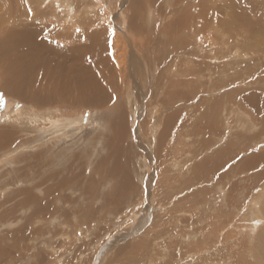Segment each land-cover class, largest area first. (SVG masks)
Here are the masks:
<instances>
[{
  "label": "rangeland",
  "instance_id": "1",
  "mask_svg": "<svg viewBox=\"0 0 264 264\" xmlns=\"http://www.w3.org/2000/svg\"><path fill=\"white\" fill-rule=\"evenodd\" d=\"M18 1L0 0V26L6 19L3 27L14 26L13 9L21 22L47 11L58 30H103L108 48L98 53L120 61L124 72L101 109L61 103L28 110L0 94V126L11 135L0 150V264H176L179 256L181 264H264V0H143L140 36L120 16L127 18L132 0H102L98 14L93 0H70L71 20L64 0ZM179 18L186 25L174 33L183 35V48L165 32ZM111 36L118 37L112 46ZM120 112L122 145L132 151L119 161L137 190L115 206L105 201L117 187L106 143L109 120ZM71 119L74 125L45 130ZM252 157L250 170L244 162ZM61 171L57 180L70 177L68 189L47 199L54 209L40 217L19 220L29 209L2 204L23 189L40 195L39 186L48 189ZM89 179L97 180L93 189ZM248 203L262 211L255 231L243 221ZM62 206L68 219L51 222Z\"/></svg>",
  "mask_w": 264,
  "mask_h": 264
},
{
  "label": "bare ground",
  "instance_id": "2",
  "mask_svg": "<svg viewBox=\"0 0 264 264\" xmlns=\"http://www.w3.org/2000/svg\"><path fill=\"white\" fill-rule=\"evenodd\" d=\"M27 1H29V0H27ZM68 1H70V0H64L62 2V4L60 3L61 6H63V7L67 3L68 8H66V11L64 10L65 8H63V10L66 12L64 15L65 20H67L68 18L70 20L72 19V14H71L72 9H71V6H69ZM43 2L45 3V0H43ZM144 2L145 1H143V0H132L131 5H130L131 11L129 10L130 12H128L130 14L125 13L127 18L125 17L124 14L120 15L121 18L123 19L122 20L123 25H125V23H128V29L133 33V35H135V34L141 35L143 30H144V29L141 30V26H140V24H141V19H140L141 14L140 13H142V10H144V8H145L144 4H143ZM14 3L16 5V7H18V5L21 4V2L18 0H14ZM99 4L103 6L104 2L102 0H93L92 4H89V8H94L93 11L96 9L97 14H98V12L102 13L103 11H101V12L99 11L102 9L101 7L97 9V6ZM13 7H14V5H13ZM14 9H16V8H14ZM12 11L14 12V13L12 12L14 14L12 17L15 18L14 26L3 27V24L5 22H7V19L4 20L0 26V94L3 95V97H5L7 99L15 98V99L21 101L24 105H26L25 106L26 109H27V106H29L28 110L29 109L32 110V108H37L39 110H43V108H48V107H51L53 105H58L61 103H69V104H73V106L75 105V106L86 107V108L94 107V108H99V109L103 108L107 104L111 105V103H110L111 97H112L111 95L115 94L117 89L120 87L118 85V77L124 71L122 72L121 66H118V62H120V61L115 63L116 59H114V62H113V61L105 59L104 56H102L100 53H98V51L102 47L108 48V47H106V40H105L107 37L106 34H108L107 32H105L103 30L101 31L100 29L98 30L97 28L93 29L92 27L90 29V27H88V26L86 28H83L82 31L79 29V31L74 30V32H70L69 29L66 28L67 25L65 26L66 29L64 28L63 30L62 29L58 30L59 24L57 23L58 24V26H57L55 21H53V20L51 21L49 18V17H51V15H55V14L53 12H50L51 13L50 14L47 11L40 12V14L37 12V13H35V17H33L34 19L32 17H30L27 20L22 19L23 21L21 22L20 20H18L15 17L16 11L13 9H12ZM72 12H74V11H72ZM138 12H140V13H138ZM12 13H10L9 16ZM128 18H129V20H128ZM8 20H10V17H8ZM86 20L79 18L76 21L79 25H81V24H85ZM89 20H87V21H89ZM91 20H92V18H91ZM95 22L97 23V21H95ZM95 22H93V23H95ZM88 23L92 24L91 21H89ZM119 24H117V25H119ZM180 24L186 25V21L183 18H181V19L179 18L178 21H176L175 23L172 24L175 26H169L168 28H165V32L166 31L169 32V34L171 35L170 37L172 38V36H173L175 38L173 41L179 43V45L183 48V44H184V41L182 39L183 35L182 34L178 35V34L174 33V31H176V28ZM63 26L64 25L62 24V28H63ZM96 27H97V25H96ZM121 27H122V25H121ZM173 28L175 30H173ZM51 32L55 33V35L50 34ZM113 36H115V35H113ZM113 36H111V38ZM165 36H163V37H165ZM56 37H58V39H60L57 42H55V39H54ZM115 37H113V39H110V41H109V43H111V46L113 44H116V42H118V37L117 38H115ZM79 38H82V39H79ZM140 40H142V39H140ZM62 44H65V45H62ZM82 44H85V45H82ZM111 50H112V53H114L116 49L112 48ZM182 50L183 49H181L180 51H182ZM183 52H184V50H183ZM111 57L114 58L113 56H111ZM146 59H148V58H146ZM154 66H155L154 68H157L156 64ZM145 68H146V70L148 69L146 64L144 65V69ZM126 76H127L128 82H130L131 80H129L130 78H129V75H127V72H126ZM121 77H122V75H121ZM130 84H131V82H130ZM108 88H109V90H108ZM122 88H123V86H122ZM141 91H143V89ZM119 93H120V89H119ZM161 100H162V98H161ZM177 108H179V107H177ZM109 113L110 112L108 110H105L103 119H107ZM172 116H173V114H172ZM171 119H172V117H171ZM100 120H101V118H100ZM75 123H76V121H74L72 119L69 122H64V121L58 122V121L52 120L49 123L51 125H47L45 130H47V131L51 130V131L56 132L62 126H64L66 128L67 126L74 125ZM109 123H110L109 129L111 131V135L108 136V134H107L108 138L109 137L110 138H109V141H107L108 143H106V144H107V146H109L108 150L111 149V152H109V154L107 155V161H109V160L113 161L114 165H112L110 167L111 170L109 169L108 173L111 175V178H113L114 181L117 182V187L113 188L112 193L107 194V196L105 197V201H107L110 204H115V206H116L118 202H123L126 197L131 196V194L133 193L134 190L136 192L137 186H134V184H132L131 175L129 174L130 175L129 176L128 175L129 172L127 173L124 171L123 164H121L119 161L120 155H124L123 150H128V152L132 151V149H130L131 146L130 147L129 146L123 147L124 144L122 145V143L124 141V136L127 132L125 115H123V113L120 112L117 114V116H115L114 118H111L109 120ZM101 126H102V124H101ZM5 128H7V127L2 126V125L0 126V150L9 145L8 141L6 142V140H9L11 137L8 130ZM112 147L114 149H112ZM94 151H96V150H94ZM256 160H258L256 157H252L251 159L249 158L247 161L244 162L246 164V165L245 164L244 165L248 168L249 167L252 168L254 166V164L256 163ZM175 166H176V164H175ZM104 170L105 169L100 170V171H102L101 175H104ZM62 173H63V171L58 173L57 177L53 176V178H55V180L52 184H50L48 186V189H46V190L42 191L41 186L38 185L39 186L38 189L40 190V192H39L40 195H37L35 193L34 188L32 191H27V190L23 189L20 192L16 191L17 193H15V195L12 196V197L17 196L16 201H14V200L12 201V199H13L12 197H7L2 204L5 205L7 203L12 202L11 206L14 207L16 210L19 209L20 207H21V209L23 207L29 209L28 211H25V212H29V214L28 215L21 214L19 220H21V218H22L23 221L26 220L29 222L33 219V217L35 215L37 216V218L40 217L43 214V212H46V210L54 209V207L50 206V202L52 203V200H51L52 196H54L56 194L63 196L64 195L63 194L64 189L65 190L68 189L67 186L69 185V182L71 180L70 177H65V178L61 179V181H62L61 184L57 180L59 175ZM62 176H64V174ZM119 176H122V177H120L121 179H119ZM95 182H97V180ZM95 182L91 181V183H90V179H89V182H88L89 187L88 188L93 189L94 187H93L92 183L95 184ZM62 186H64V187L61 191ZM237 187H239V186H237ZM75 188H77L79 190L82 189V187H75ZM240 192H241V189L238 193H240ZM20 196H22V198H21L22 201L20 200ZM43 198L46 200H44ZM243 198H244V196H241V194H239V195L237 194L235 199L237 201H242ZM42 199L44 201H42ZM47 199H50L51 201L48 202ZM30 201H31V204H30ZM149 201H150L149 202V206H150L151 199H149ZM33 202H35V203H33ZM119 204H121V203H119ZM255 204L256 203L246 204L247 210H249V211H248V214H244V216L246 218L243 220V221L248 222L250 225L252 224L254 226L253 228L251 227V231L257 230L258 224H260L263 221V218L261 217L260 213L258 212L261 210L257 209L256 208L257 206ZM245 207L243 209L238 207V209H242V211H243L245 209ZM61 209H62V211L58 212V214H59L58 217L52 215L51 222H55V220H57V219L61 220L62 219L61 217H63V216L65 219H68L69 213L65 211L66 209H64L63 206ZM16 210L13 213V215H8V217L12 216L15 218V214L17 212ZM234 210H235V208H234ZM239 212L240 211H238L237 213H239ZM0 217L6 218L5 215H1ZM65 219H63V220H65ZM47 220H49V218ZM63 220H61V221H63ZM28 222H27V224H28ZM21 223H19V224H21ZM20 228H19V232H20ZM25 228H26V226H25ZM23 229H21V230H23ZM26 230L27 229H24V233L26 232ZM261 236H263V234H261ZM19 237H21V236H19ZM259 239H260V236H259ZM261 239H263V238H261ZM3 251L6 252L5 250H3ZM151 252H152V250H151ZM186 258H188V257H186ZM178 259L181 261V262H179V260H178V262H179V263L177 262L178 264H181L184 262V258L179 256ZM231 260H232V258H231ZM9 261H10V259H9ZM257 261H259V260L257 259ZM16 262L19 263V260H16ZM263 263H264V261H263Z\"/></svg>",
  "mask_w": 264,
  "mask_h": 264
}]
</instances>
